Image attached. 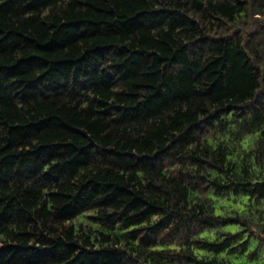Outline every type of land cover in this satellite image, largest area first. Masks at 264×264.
I'll list each match as a JSON object with an SVG mask.
<instances>
[{
    "label": "trees",
    "instance_id": "16d2710c",
    "mask_svg": "<svg viewBox=\"0 0 264 264\" xmlns=\"http://www.w3.org/2000/svg\"><path fill=\"white\" fill-rule=\"evenodd\" d=\"M264 262V0H0V264Z\"/></svg>",
    "mask_w": 264,
    "mask_h": 264
},
{
    "label": "rangeland",
    "instance_id": "374dc122",
    "mask_svg": "<svg viewBox=\"0 0 264 264\" xmlns=\"http://www.w3.org/2000/svg\"><path fill=\"white\" fill-rule=\"evenodd\" d=\"M236 262H243L244 264H264L263 260L261 259H255V260H248L244 257H238L234 259Z\"/></svg>",
    "mask_w": 264,
    "mask_h": 264
}]
</instances>
